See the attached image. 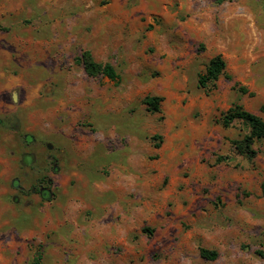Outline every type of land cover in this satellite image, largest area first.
<instances>
[{
	"label": "rangeland",
	"instance_id": "374dc122",
	"mask_svg": "<svg viewBox=\"0 0 264 264\" xmlns=\"http://www.w3.org/2000/svg\"><path fill=\"white\" fill-rule=\"evenodd\" d=\"M234 103L264 118V0H0V264H264V140L235 148Z\"/></svg>",
	"mask_w": 264,
	"mask_h": 264
},
{
	"label": "trees",
	"instance_id": "16d2710c",
	"mask_svg": "<svg viewBox=\"0 0 264 264\" xmlns=\"http://www.w3.org/2000/svg\"><path fill=\"white\" fill-rule=\"evenodd\" d=\"M78 60L84 65L85 71L91 76L102 74L114 82H118L120 79L119 74L111 63L96 61L90 50L83 51ZM225 69L226 61L222 54L214 55L209 60L204 72L198 75V85L209 90L216 85L220 76L225 74ZM240 89L243 92L247 91L243 86ZM161 100L162 98L159 96L148 95L145 97L144 102L148 105L150 111H158ZM262 110H264V105L262 106ZM235 120L244 122L249 128V132L243 138L235 140L234 146L241 154L252 158L256 155V150L253 147L254 143L258 140H264V118L260 114L245 109L241 104L234 103L222 113L220 121L225 127H229ZM148 230L150 231V229ZM200 254L203 258L211 261L218 257L216 249L203 247L200 249ZM34 259L39 264L41 253H37Z\"/></svg>",
	"mask_w": 264,
	"mask_h": 264
},
{
	"label": "flooded vegetation",
	"instance_id": "af4514ba",
	"mask_svg": "<svg viewBox=\"0 0 264 264\" xmlns=\"http://www.w3.org/2000/svg\"><path fill=\"white\" fill-rule=\"evenodd\" d=\"M40 192H41L42 196H46V195H48V193H50L49 190H47L46 188L42 189Z\"/></svg>",
	"mask_w": 264,
	"mask_h": 264
}]
</instances>
